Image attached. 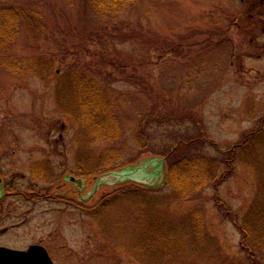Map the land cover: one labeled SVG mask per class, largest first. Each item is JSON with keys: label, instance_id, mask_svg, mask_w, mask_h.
I'll list each match as a JSON object with an SVG mask.
<instances>
[{"label": "rangeland", "instance_id": "1", "mask_svg": "<svg viewBox=\"0 0 264 264\" xmlns=\"http://www.w3.org/2000/svg\"><path fill=\"white\" fill-rule=\"evenodd\" d=\"M253 1L136 0L105 19L87 0H14L25 17L0 53V169L14 167L29 183L33 160L51 158L56 175L65 176L55 186L70 191L69 175L86 179L80 194L8 200L36 206L30 221L46 224L63 264H252L232 213L240 220L252 204L255 168L237 166L218 191L222 206L213 186L191 201L175 200L157 172L167 169L168 151L180 139L206 133L224 147L264 120V5L252 9ZM5 59L30 60L39 73H13ZM71 70L88 73L113 97L123 128L115 142L88 140L77 118L60 108L57 85ZM111 148L121 155L114 171L127 175L112 182L98 173ZM254 148L264 170V133ZM204 150L221 158L213 147ZM197 209L206 213L203 237L186 224ZM103 214L117 221L111 227L109 220L111 230ZM163 236L177 237L163 247Z\"/></svg>", "mask_w": 264, "mask_h": 264}, {"label": "trees", "instance_id": "2", "mask_svg": "<svg viewBox=\"0 0 264 264\" xmlns=\"http://www.w3.org/2000/svg\"><path fill=\"white\" fill-rule=\"evenodd\" d=\"M87 1L99 16L106 19L123 14L128 5L136 0ZM0 2L4 3L0 6L1 53L19 35L20 24L25 17V11L14 6V0H0ZM3 64L13 73H39V68L30 60L5 59ZM57 100L62 110L69 111L77 118L88 140L113 143L122 136L123 128L116 114L113 97L88 73L80 70L66 72L57 85ZM263 133L264 120L258 129L245 133L238 142L224 147L213 141L208 134L202 133L200 136L192 137L189 140L180 139L166 156L165 182L177 201H191L207 188L213 186L216 191V205L222 206L223 203L219 201L218 191L234 173L238 165H248L259 172L257 193L242 218L239 220L236 213L227 211L232 213L233 221L242 234L241 247L247 252L252 264H264V170L259 168L255 161L256 153H254L255 141L260 139ZM206 146L216 149L221 154V158H215L207 153L204 150ZM103 156L98 162V173L104 174L103 176L114 173L117 168L116 162L121 159L119 151L112 148L107 149ZM148 195V193H144L145 197ZM106 206V203L102 204L103 208ZM146 207H149L148 204ZM185 219L186 224L193 225V230L188 225L191 231L195 234L202 233L201 237H203L202 235L205 234L206 230L205 211L202 209L194 210L186 215ZM109 220L111 227L117 223V221L111 220L109 214H103L102 224L107 227V230H109ZM167 223L172 224L171 222ZM176 225L182 227L184 224L177 223ZM117 231L122 233L120 229ZM175 237L177 236H172L171 239L169 236L164 237L165 244L163 247H169Z\"/></svg>", "mask_w": 264, "mask_h": 264}, {"label": "flooded vegetation", "instance_id": "3", "mask_svg": "<svg viewBox=\"0 0 264 264\" xmlns=\"http://www.w3.org/2000/svg\"><path fill=\"white\" fill-rule=\"evenodd\" d=\"M250 5L252 9H260L264 5V0H254ZM236 22H234L235 25ZM33 162L29 169V183L18 180V176L20 180H28V178L26 174L19 173L14 167L8 171L0 169V249L4 248L26 254L22 264H44L47 257L54 264H63L66 257L54 254L49 241L54 238V235L44 230L46 224L30 221L35 218L33 213L36 206L18 207L9 204L8 200L22 197L27 199L28 203H36L41 198L48 196L65 198L66 192H68V196L80 194L87 186L86 179L83 178V188H79V183L76 180L81 177L69 175L67 177L68 182L74 187L70 191L65 190L62 183L55 186V182L60 179L64 180L65 176L56 175L54 162L51 158L34 159ZM50 188H53V191L56 190L54 195L48 194ZM77 208L80 206L75 207L76 210ZM44 212L47 213V210ZM0 261H2L0 264H15L8 257H0Z\"/></svg>", "mask_w": 264, "mask_h": 264}, {"label": "water", "instance_id": "4", "mask_svg": "<svg viewBox=\"0 0 264 264\" xmlns=\"http://www.w3.org/2000/svg\"><path fill=\"white\" fill-rule=\"evenodd\" d=\"M161 177H162V179H161V181H162L163 177H164L163 172L161 173ZM76 181L79 183V187H82L83 181L81 179L76 180ZM0 257H8V258L12 259L15 262V264H22L25 261L26 254L21 253V252L1 249L0 250ZM0 262H2V261H0ZM44 264H54V263L51 261L50 258L47 257Z\"/></svg>", "mask_w": 264, "mask_h": 264}]
</instances>
